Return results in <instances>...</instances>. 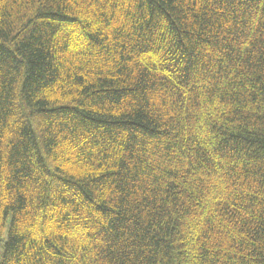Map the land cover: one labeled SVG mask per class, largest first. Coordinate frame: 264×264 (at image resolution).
Listing matches in <instances>:
<instances>
[{
	"label": "trees",
	"instance_id": "obj_1",
	"mask_svg": "<svg viewBox=\"0 0 264 264\" xmlns=\"http://www.w3.org/2000/svg\"><path fill=\"white\" fill-rule=\"evenodd\" d=\"M0 264H264V0H0Z\"/></svg>",
	"mask_w": 264,
	"mask_h": 264
},
{
	"label": "rangeland",
	"instance_id": "obj_2",
	"mask_svg": "<svg viewBox=\"0 0 264 264\" xmlns=\"http://www.w3.org/2000/svg\"><path fill=\"white\" fill-rule=\"evenodd\" d=\"M2 246H3V242L0 243V257H1V254H2Z\"/></svg>",
	"mask_w": 264,
	"mask_h": 264
}]
</instances>
